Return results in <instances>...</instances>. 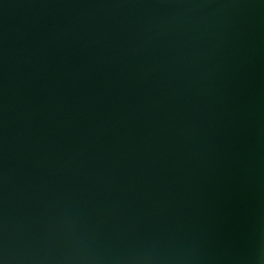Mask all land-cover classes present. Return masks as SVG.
<instances>
[{"label":"water","instance_id":"95a60500","mask_svg":"<svg viewBox=\"0 0 264 264\" xmlns=\"http://www.w3.org/2000/svg\"><path fill=\"white\" fill-rule=\"evenodd\" d=\"M0 264H264V0H0Z\"/></svg>","mask_w":264,"mask_h":264}]
</instances>
